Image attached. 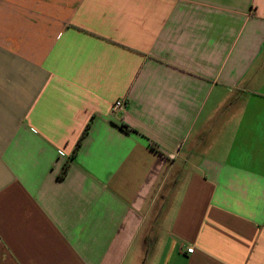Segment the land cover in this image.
<instances>
[{"label":"crops","instance_id":"1","mask_svg":"<svg viewBox=\"0 0 264 264\" xmlns=\"http://www.w3.org/2000/svg\"><path fill=\"white\" fill-rule=\"evenodd\" d=\"M0 264H264V0H0Z\"/></svg>","mask_w":264,"mask_h":264},{"label":"trees","instance_id":"2","mask_svg":"<svg viewBox=\"0 0 264 264\" xmlns=\"http://www.w3.org/2000/svg\"><path fill=\"white\" fill-rule=\"evenodd\" d=\"M91 124H92V121L87 125L86 129L84 130V132H83V134H82V136H81V138H80V140H79V142H78V144H77V146H76V148L74 150V153H73L72 158L75 157V155L78 153L79 149L81 148L82 143H83L85 137L87 136V134L90 131ZM69 166H70L69 162L65 164L64 169H63V172L61 173V177L62 178L67 175Z\"/></svg>","mask_w":264,"mask_h":264},{"label":"built area","instance_id":"3","mask_svg":"<svg viewBox=\"0 0 264 264\" xmlns=\"http://www.w3.org/2000/svg\"><path fill=\"white\" fill-rule=\"evenodd\" d=\"M125 107V103L124 101L118 100L115 105H114V109H122ZM193 248L188 249V253H193Z\"/></svg>","mask_w":264,"mask_h":264}]
</instances>
